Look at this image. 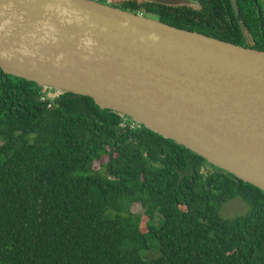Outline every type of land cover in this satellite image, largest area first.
Instances as JSON below:
<instances>
[{"label":"trees","instance_id":"1","mask_svg":"<svg viewBox=\"0 0 264 264\" xmlns=\"http://www.w3.org/2000/svg\"><path fill=\"white\" fill-rule=\"evenodd\" d=\"M53 90L0 69V264H264L263 191L88 96L50 100ZM236 196L247 213L219 218ZM148 239L157 258L140 253Z\"/></svg>","mask_w":264,"mask_h":264},{"label":"water","instance_id":"2","mask_svg":"<svg viewBox=\"0 0 264 264\" xmlns=\"http://www.w3.org/2000/svg\"><path fill=\"white\" fill-rule=\"evenodd\" d=\"M0 69L88 96L264 192L262 50L96 0H0Z\"/></svg>","mask_w":264,"mask_h":264},{"label":"flooded vegetation","instance_id":"3","mask_svg":"<svg viewBox=\"0 0 264 264\" xmlns=\"http://www.w3.org/2000/svg\"><path fill=\"white\" fill-rule=\"evenodd\" d=\"M156 20L184 23L230 39L246 48L264 49V0H96ZM219 39V38H218Z\"/></svg>","mask_w":264,"mask_h":264},{"label":"rangeland","instance_id":"4","mask_svg":"<svg viewBox=\"0 0 264 264\" xmlns=\"http://www.w3.org/2000/svg\"><path fill=\"white\" fill-rule=\"evenodd\" d=\"M203 169L205 170V167H203ZM248 209V203L236 196L223 203L220 206L217 215L221 219H233L246 214ZM132 210L138 212L140 206L138 204H133ZM140 253L145 259H154L160 254L157 243L153 239H148V247H143V249L140 250Z\"/></svg>","mask_w":264,"mask_h":264},{"label":"built area","instance_id":"5","mask_svg":"<svg viewBox=\"0 0 264 264\" xmlns=\"http://www.w3.org/2000/svg\"><path fill=\"white\" fill-rule=\"evenodd\" d=\"M53 91H54L55 93H58L59 90H56V89H55V90H53Z\"/></svg>","mask_w":264,"mask_h":264}]
</instances>
